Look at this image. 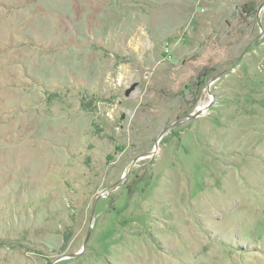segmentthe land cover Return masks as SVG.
Masks as SVG:
<instances>
[{
  "label": "rangeland",
  "instance_id": "374dc122",
  "mask_svg": "<svg viewBox=\"0 0 264 264\" xmlns=\"http://www.w3.org/2000/svg\"><path fill=\"white\" fill-rule=\"evenodd\" d=\"M263 2L0 0V264H264Z\"/></svg>",
  "mask_w": 264,
  "mask_h": 264
},
{
  "label": "water",
  "instance_id": "95a60500",
  "mask_svg": "<svg viewBox=\"0 0 264 264\" xmlns=\"http://www.w3.org/2000/svg\"><path fill=\"white\" fill-rule=\"evenodd\" d=\"M263 10H264V2L260 5V7H259V9H258V12H257L258 23H259V24L261 23L260 15H261V13L263 12ZM249 48H250V47H248V48L246 49V51L243 53V55L248 51ZM243 55H242V56H243ZM229 71H230V70H226V71L220 73L219 75L215 76V77L210 81L209 86H208V89H209V93H210V94H211V86H212L215 82H217L218 80H220V78H222L223 76H225L226 74H228ZM136 86H137V85H133V87L131 88V90H129V91L127 92V95H129L130 92H131L132 90H134ZM212 103H213V102H212ZM212 103H210V104L204 109L205 112H204L202 109L199 108V109L196 110V112H194V113H192V114H190V115H187V116L182 117V118H178L177 121H176L175 123H173V124L170 125L169 127L165 128V129L161 132V134H160V136H159V139H158V141H157V143H156V148H158V146H159V142L161 141V139H162L165 135H167L169 132H171L174 128H176L177 126L181 125L182 123H185V122H187V121H189V120H194V119H197V118L201 117L203 114L206 113V111L209 109V107L211 106ZM155 153H156V150H154V151H153L152 153H150L149 155H154ZM136 162H137V160L134 161V164H135ZM100 197H102V195H98V197H97L96 200L94 201L93 208H92V214H91V221H93V219H94L95 210H96V205H97V200H98V198H100ZM90 235H91V230H89V232H88V236H87V239H86V243H85V245H84V249H85L86 246H87V243H88V241H89V239H90ZM80 254H82V252H81V253H78V254L66 255V256H63V257H59L58 259H56V260L53 262V264L56 263V262H58V261H60V260H62V259H64V258H75V257H77V256L80 255Z\"/></svg>",
  "mask_w": 264,
  "mask_h": 264
},
{
  "label": "bare ground",
  "instance_id": "6f19581e",
  "mask_svg": "<svg viewBox=\"0 0 264 264\" xmlns=\"http://www.w3.org/2000/svg\"><path fill=\"white\" fill-rule=\"evenodd\" d=\"M205 109V108H204ZM204 109H202L204 111ZM205 112V111H204ZM146 157V156H145Z\"/></svg>",
  "mask_w": 264,
  "mask_h": 264
},
{
  "label": "built area",
  "instance_id": "2783aa9c",
  "mask_svg": "<svg viewBox=\"0 0 264 264\" xmlns=\"http://www.w3.org/2000/svg\"><path fill=\"white\" fill-rule=\"evenodd\" d=\"M169 52V50H167V53Z\"/></svg>",
  "mask_w": 264,
  "mask_h": 264
}]
</instances>
